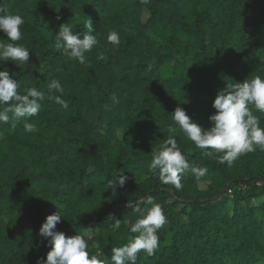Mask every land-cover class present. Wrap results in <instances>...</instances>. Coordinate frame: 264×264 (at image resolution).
Instances as JSON below:
<instances>
[{"label":"trees","instance_id":"trees-1","mask_svg":"<svg viewBox=\"0 0 264 264\" xmlns=\"http://www.w3.org/2000/svg\"><path fill=\"white\" fill-rule=\"evenodd\" d=\"M0 7L25 21L19 43L31 50V65H4L20 91L46 92L44 81L55 77L70 105L43 101L36 133L0 125V264L46 259L39 228L57 210L52 202L63 205L59 231L88 230L90 252L110 259L133 235L128 228L147 195L168 222L155 255L142 251L137 264H264V151L229 167L178 131L182 151L208 167L207 177L186 173L176 190L149 167L178 105L208 129L217 90L264 72V0H0ZM87 19L99 44L80 65L54 50L53 35L69 22L84 31ZM110 30L119 46L107 42ZM254 114L264 127V114ZM119 174L128 179L113 195L107 180ZM110 215L121 229L112 230Z\"/></svg>","mask_w":264,"mask_h":264},{"label":"clouds","instance_id":"clouds-1","mask_svg":"<svg viewBox=\"0 0 264 264\" xmlns=\"http://www.w3.org/2000/svg\"><path fill=\"white\" fill-rule=\"evenodd\" d=\"M24 23L21 15L0 7V31L9 41L3 43V39H0V125H10L15 130L18 124H22L26 133H36L38 129L33 118L39 115L43 101L47 99L64 110H69L70 105L64 98L66 89L60 79L53 77L44 81L46 92L36 86L27 87L21 92L15 73H10L4 66L7 61L18 67L31 65V50L19 43L23 39ZM84 29L77 32L70 22L60 24L58 33L53 35L52 47L80 65H85L86 54L98 46L99 39L91 19L86 20ZM106 39L113 46L120 44V34L116 30H110ZM103 58L102 54L98 55V59ZM152 67V64L147 65V70L151 71ZM111 101L113 104L119 103L115 95ZM212 107L215 113L209 116L211 127L208 129H203L179 105L168 115L172 123L167 126V138L152 153L149 165L161 184L181 190L186 173H191L197 181L204 180L208 175L207 166L190 162L182 151L178 131L202 150L203 156L214 158L217 163L229 167L244 154L257 149L264 151V127L261 126L260 117L254 114H264V72L243 82L226 83L224 88L217 90ZM127 179L123 174L114 175L107 180V188H112L115 195L116 188H123ZM52 203L57 210L47 215L39 228V235L47 240L50 250L46 259L39 258L36 264H137L142 251L148 256L155 255L160 246L159 230L168 222L163 205L157 203L152 195L145 196L138 202L143 205L136 209L138 217L128 228L133 235L123 245L112 247L109 259L101 250L99 253L90 252L92 234L88 230L73 236L59 231L57 225L65 220L62 216L63 205ZM108 218L113 231L121 229V219L114 215Z\"/></svg>","mask_w":264,"mask_h":264}]
</instances>
